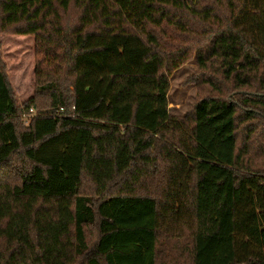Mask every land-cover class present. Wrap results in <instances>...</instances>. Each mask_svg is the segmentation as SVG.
I'll list each match as a JSON object with an SVG mask.
<instances>
[{"label":"trees","instance_id":"trees-1","mask_svg":"<svg viewBox=\"0 0 264 264\" xmlns=\"http://www.w3.org/2000/svg\"><path fill=\"white\" fill-rule=\"evenodd\" d=\"M2 33L35 89L0 42V264H264V0H0Z\"/></svg>","mask_w":264,"mask_h":264},{"label":"rangeland","instance_id":"rangeland-1","mask_svg":"<svg viewBox=\"0 0 264 264\" xmlns=\"http://www.w3.org/2000/svg\"><path fill=\"white\" fill-rule=\"evenodd\" d=\"M249 38L253 37L248 33ZM1 53L7 67V75L22 105L29 99L35 89V37L13 33L0 34ZM193 60L173 70L170 74V90L168 95L170 113L181 115L188 110L196 95V86L189 78L193 74ZM23 119L28 122L31 114L24 113Z\"/></svg>","mask_w":264,"mask_h":264}]
</instances>
